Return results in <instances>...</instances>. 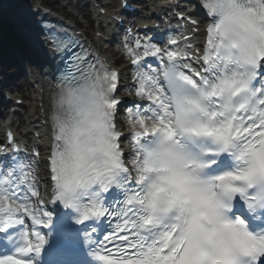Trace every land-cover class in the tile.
<instances>
[{
	"label": "snow or ice",
	"instance_id": "1",
	"mask_svg": "<svg viewBox=\"0 0 264 264\" xmlns=\"http://www.w3.org/2000/svg\"><path fill=\"white\" fill-rule=\"evenodd\" d=\"M202 6L212 17L202 55L186 35L183 47L177 37L167 49L139 39L125 45L137 71L135 95L148 102L127 109L131 169L116 123L119 73L74 52L58 72L51 202L75 208L78 223L107 217L115 224L93 253L102 264H236L235 250L245 264H264V233L244 231L239 215L221 214L233 213L237 196L250 212L264 211V0H202ZM50 42L65 53L70 47L54 36ZM147 57L161 67L145 71ZM225 154L233 163L221 170ZM30 168L16 161L0 172V232L24 225V216L32 224L18 228L21 246L0 256V264H34L29 257L47 244L40 229L50 226L51 215L22 197L25 191L38 196ZM166 181L172 198H158ZM114 187L123 199L109 208L102 194ZM192 192L206 200L204 210H194Z\"/></svg>",
	"mask_w": 264,
	"mask_h": 264
},
{
	"label": "clouds",
	"instance_id": "2",
	"mask_svg": "<svg viewBox=\"0 0 264 264\" xmlns=\"http://www.w3.org/2000/svg\"><path fill=\"white\" fill-rule=\"evenodd\" d=\"M176 183H179V180H177ZM162 187L165 190L164 191H156V196L158 198H169V199H171L172 197H171L170 194L174 191L172 185L169 182L166 181V182H164ZM188 195L192 199V206H193L194 210L195 209L204 210L203 205L206 203V200L203 197L199 196V194H197L195 192L189 193ZM221 214L227 220H232L233 219L230 209L222 210ZM244 231H249L250 232L249 228H247V227H244ZM244 241H245V238L241 237L239 242L240 243H244ZM235 251L237 253L236 256H235L236 264H245V261H244V258L242 256V254H240L238 252V250H235ZM221 264H223V262H221Z\"/></svg>",
	"mask_w": 264,
	"mask_h": 264
},
{
	"label": "rangeland",
	"instance_id": "3",
	"mask_svg": "<svg viewBox=\"0 0 264 264\" xmlns=\"http://www.w3.org/2000/svg\"><path fill=\"white\" fill-rule=\"evenodd\" d=\"M74 4H75V2L72 3V5H74ZM72 7H73V6H72ZM81 7H83V5H79V8H81ZM65 10H66V12L69 11V9H65ZM85 10H86V9H85ZM79 20H81V22L83 23L82 26H83L84 28H89V27H88V26H89V22H88L87 20H85V19L82 20L81 17H79ZM87 25H88V26H87ZM22 95L26 96V95H29V93H28L26 90H23V91H22Z\"/></svg>",
	"mask_w": 264,
	"mask_h": 264
},
{
	"label": "bare ground",
	"instance_id": "4",
	"mask_svg": "<svg viewBox=\"0 0 264 264\" xmlns=\"http://www.w3.org/2000/svg\"><path fill=\"white\" fill-rule=\"evenodd\" d=\"M102 2H104L105 4L113 5V3L108 2L107 0H103ZM104 6H105V5H104ZM75 10H76L77 12H79L80 8L76 6V7H75ZM98 10H99V9H98ZM27 30H29V28H27ZM30 35H31V34H30ZM32 49H33V48H32ZM33 56H34V58L37 59V60L40 59V55H39L38 53H36V52H34ZM35 123H36V122H35Z\"/></svg>",
	"mask_w": 264,
	"mask_h": 264
}]
</instances>
